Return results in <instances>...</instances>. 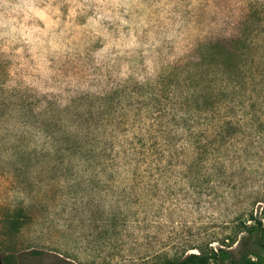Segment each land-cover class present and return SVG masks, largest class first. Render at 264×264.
<instances>
[{"label": "rangeland", "instance_id": "374dc122", "mask_svg": "<svg viewBox=\"0 0 264 264\" xmlns=\"http://www.w3.org/2000/svg\"><path fill=\"white\" fill-rule=\"evenodd\" d=\"M194 1L0 0L1 261L164 264L233 245L243 212L263 211L264 93L263 128L237 136L220 179H85L66 151L78 96L96 92L105 72L134 84L131 72L151 59L134 79L145 83L173 54L188 56Z\"/></svg>", "mask_w": 264, "mask_h": 264}, {"label": "trees", "instance_id": "16d2710c", "mask_svg": "<svg viewBox=\"0 0 264 264\" xmlns=\"http://www.w3.org/2000/svg\"><path fill=\"white\" fill-rule=\"evenodd\" d=\"M186 11L188 56L173 54L153 81L134 80L146 59L131 72L134 84L105 72L96 92H80L84 110L71 117L66 151L85 179H220L237 136L263 128L264 0H196ZM174 37L172 51L181 40ZM242 216L233 245L192 248L164 264H264V209Z\"/></svg>", "mask_w": 264, "mask_h": 264}, {"label": "water", "instance_id": "95a60500", "mask_svg": "<svg viewBox=\"0 0 264 264\" xmlns=\"http://www.w3.org/2000/svg\"><path fill=\"white\" fill-rule=\"evenodd\" d=\"M0 264H2L1 260H0Z\"/></svg>", "mask_w": 264, "mask_h": 264}]
</instances>
